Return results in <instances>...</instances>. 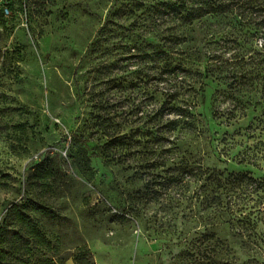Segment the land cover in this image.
Segmentation results:
<instances>
[{"label": "rangeland", "instance_id": "rangeland-1", "mask_svg": "<svg viewBox=\"0 0 264 264\" xmlns=\"http://www.w3.org/2000/svg\"><path fill=\"white\" fill-rule=\"evenodd\" d=\"M251 2L0 0L11 5L0 13V222L41 194L51 213L36 217L62 259L53 264H75L81 246L97 264H264V223L207 227L186 179L139 194L187 162L264 174L229 160L258 111L223 93L215 102L225 85L205 78L260 46L263 9ZM173 3L197 17L169 12ZM159 50L189 72L163 77L145 58ZM171 102L192 111L191 124L169 123Z\"/></svg>", "mask_w": 264, "mask_h": 264}, {"label": "trees", "instance_id": "trees-1", "mask_svg": "<svg viewBox=\"0 0 264 264\" xmlns=\"http://www.w3.org/2000/svg\"><path fill=\"white\" fill-rule=\"evenodd\" d=\"M252 3H256V9H263V12L257 11L262 14L258 13L253 31L255 37L262 38L259 42L260 46L253 48L250 53L231 57L234 64L209 65L205 69V78L218 80L225 85L223 91L215 92L213 97L215 102L218 101V95L223 93L225 97L237 99L238 104H235L233 108L246 110L253 107L255 111H258V115L242 128L243 132H239L241 139L233 138L230 150L237 146L240 148L229 160L238 165L263 169L264 0H252L250 6ZM0 6V13L3 15H6V9L9 12L11 10L10 4H0ZM167 7L169 12L175 15L186 12V15L193 19L197 17L196 9L188 11L184 3L168 4ZM145 58L151 61L158 60L163 68H161L163 70L161 75L163 77L168 75L169 79L173 73L175 75L178 71H188L183 68L182 64L172 67L168 62L167 52L164 50L146 53ZM171 103H173L172 109H176L177 113L176 118L169 123L176 127L191 124L189 119L194 116L192 111L189 108L182 110L176 102ZM246 115L244 113L242 116ZM119 140L120 138H113L108 145L114 146ZM49 174L50 168L48 167L40 171V175L44 177ZM157 177L159 180H155L154 177L148 180L144 189L139 190V194L153 193L156 185L168 190L173 186H180L182 180L186 179L188 185L192 187L191 193L195 201H198L199 206L203 207L207 213V227L235 225L246 230L248 227L255 228L258 224L264 223V174L255 177L250 172H236L227 167L220 169L187 162L180 166L177 165L169 174L159 173ZM47 205L41 194L26 195L7 209L0 222V264H53L62 261L58 257L59 243L53 242L47 236L40 220L36 217L37 214L46 216L51 213ZM211 230V235L215 236L216 230ZM72 257L75 264H97L85 246L79 247Z\"/></svg>", "mask_w": 264, "mask_h": 264}, {"label": "built area", "instance_id": "built-area-1", "mask_svg": "<svg viewBox=\"0 0 264 264\" xmlns=\"http://www.w3.org/2000/svg\"><path fill=\"white\" fill-rule=\"evenodd\" d=\"M0 8H1V6H0ZM9 13V10L8 9H6L5 10V14H8Z\"/></svg>", "mask_w": 264, "mask_h": 264}]
</instances>
